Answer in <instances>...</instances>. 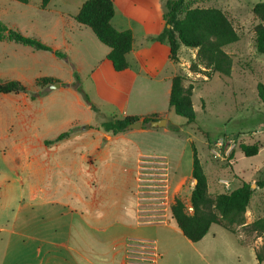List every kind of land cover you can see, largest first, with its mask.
Returning <instances> with one entry per match:
<instances>
[{
	"label": "rangeland",
	"instance_id": "374dc122",
	"mask_svg": "<svg viewBox=\"0 0 264 264\" xmlns=\"http://www.w3.org/2000/svg\"><path fill=\"white\" fill-rule=\"evenodd\" d=\"M142 1L152 6L150 21H154L153 30L162 27L159 14L167 11L166 3L169 0ZM260 1L264 0H186L191 7L220 8L231 19L239 35L238 41L224 47L233 58L232 73L226 76L220 73L214 74L211 70L210 72L192 71L190 65L194 61L195 48L181 45L180 61H176V68L177 73L187 75L186 84L189 82L194 84L192 99L196 121L188 123L185 117L170 110L169 95L164 97L162 92L163 83L148 81L149 87L145 89L140 86L141 88L133 92L135 94L131 97L130 107L151 109L157 106L164 109L169 118V131L164 132L160 129L158 135L154 137L131 135L139 128H130L128 139L111 141V145L116 146L114 151L117 149L120 151L121 148V152H113L110 160L101 158L99 153L102 147L109 143L110 133L105 132V136L99 138L97 130L94 129H99L100 122L102 124L113 116L122 118L121 108H114L109 103L96 106L93 102L96 109H92L84 94L78 90L77 95H74L56 89L50 91L49 96L42 98H39L33 90L35 96H33L32 110L27 111V114L30 112L33 115L32 120L7 129L5 125L9 120L14 119L18 122L17 114L11 103L0 99V227L2 228L0 264H14L16 261L36 262L46 255V258L51 259L50 264H67L64 259L73 261V257L76 256L75 251L78 250H67L56 246V243L67 238L70 225L74 238L70 240L69 245L75 249L82 247V244L79 245L77 242L78 236L74 231L76 228L86 240L100 244V248L90 250L91 255L97 259L100 258L99 255L111 253L113 247L125 248L128 243L146 242L148 245H156L161 257L160 264H167V255H161L166 244L165 237H170L172 243H177L183 258L191 255L202 264L207 262L203 257L209 264H257L254 247L257 250L262 245V237L256 232L247 233L243 228H237L242 241L250 245L245 246L238 242L235 234L220 225L213 224L209 236L216 233V244L213 251L207 253V250L199 247L200 243L192 247L188 246L183 239L186 236L183 237L181 233L176 235L167 225H138L137 222L127 221V224L122 225L117 222L123 219V216L114 214L90 222L83 219L81 208L69 204L63 206L66 214L58 215L57 208L61 207L39 204L41 193L37 190L46 187L48 173L45 172V167L51 164L55 168L54 173H58L54 175L55 177L66 178L65 191L72 188L71 183L75 182L78 183L75 186L84 192L89 188L87 181L93 178L98 191L108 186L111 197L116 195V190L119 193L127 185L130 186L131 193L138 197L142 182L140 180L142 169L139 164L143 156L136 163L130 162L134 161L139 146L148 151L165 153L172 159V165H168L169 182H166L169 190L168 203H174L175 198L179 197L184 201L187 210L192 212L189 206L190 194L195 185L192 177L193 147H195L208 176L210 192L216 195L235 189L240 182L234 171L239 172L254 190L246 212V221L251 222L263 217L264 186L261 187L258 183L264 180V104L258 96L257 84L264 83V53H259L255 47L254 27L259 21L252 12V6ZM12 2L22 4L17 0ZM24 8L26 7L20 8L22 13L30 14L33 18L38 17L42 22L47 23L51 30L58 26L55 24L58 11L68 9L71 15L77 14L76 0H68V2L51 0L46 11L33 7L25 10ZM16 9L18 10V5L7 15L18 19ZM138 31L139 29L136 28V32ZM34 37L44 42L40 37ZM201 67L205 68L203 65ZM205 76H208L209 80L204 79ZM78 83L82 88V78ZM109 109L112 111L108 112ZM145 127L149 128L150 122L146 123ZM66 131L69 133L67 136L60 140L56 139ZM221 137H224V141L221 145H217ZM241 143H257L262 148L257 155L244 156L237 159L234 164L236 152L241 151L239 147ZM213 148L219 153L211 152ZM122 158L127 163L124 164L125 168L121 167ZM59 172L62 174L60 175ZM220 179L228 182L229 185L221 183ZM33 192H37L40 197L32 198ZM108 199L109 203L113 202L111 198ZM34 235L48 240L49 243L41 242L40 244H44L41 249L39 243L30 238ZM46 247L56 250L55 254L58 257L51 256L52 250L46 254ZM86 250L89 251V248ZM134 254L131 260L145 261V253L142 251ZM195 263L197 262H186V264Z\"/></svg>",
	"mask_w": 264,
	"mask_h": 264
},
{
	"label": "crops",
	"instance_id": "0c3cea01",
	"mask_svg": "<svg viewBox=\"0 0 264 264\" xmlns=\"http://www.w3.org/2000/svg\"><path fill=\"white\" fill-rule=\"evenodd\" d=\"M65 1L68 2V0ZM84 1L85 0H76L77 13ZM114 4L115 14L111 21L112 25L118 30L131 29L134 34L132 50L127 54L128 68L124 71H116L114 69L111 61L107 58L110 48L98 40L91 28L79 24L74 18V15L69 13L68 9L58 11L55 19V24H58V26L51 30L47 23L42 22L38 17L33 18L30 14L26 15L25 12L22 13L20 9L21 7H33L42 11L48 10L47 6H41V0H29L28 3L22 4H13L12 0H0V20L9 28L17 29L22 34L28 36H38L44 42L49 44L53 50H59L66 54V57H60L51 50L35 49L30 45L16 43L9 39L0 40V79L3 81L16 80L21 82L27 88V91L20 93H0V99L7 100L11 103L17 114L16 119H18V122L14 119L9 120L5 125L6 128L8 127L7 129L16 127L18 123L25 124L27 121L32 120L33 115L30 112L27 114V111L32 110L34 101V97L32 96L34 94L32 92L33 90L39 98L49 96L50 91L56 89L60 91H68L77 95L78 91L73 85L75 82L74 74L77 72L83 81L82 88L86 91L96 106L109 103L114 108H121L122 118L126 116H140V120L142 121L144 116L156 113L164 116L163 118H166L167 120V127H152L150 125L149 128H139L135 134L131 135H149L156 137L160 129L164 132L169 131V118L164 109L157 108V106L152 107L151 109L149 107H130L131 97L135 94H133V92L140 86L145 89L149 87L148 81L163 83L162 92L164 97L165 95H169L170 98L172 78L176 74H179L177 73L176 61H180V59H171L170 46L167 40L161 41L157 39L163 30L168 27L163 17L167 11L160 12L159 14L163 23L162 27L153 30L152 25L154 21H150V16L152 14V6L150 4H146L142 0H114ZM16 5H18V10L16 9L18 12V19H13V17L8 16L7 14ZM26 8H24V10ZM119 11L121 14H119ZM136 28L139 29L138 32H136ZM252 35H254V33ZM196 54L197 48H195L194 60L196 59ZM202 69L209 70L207 68ZM216 73L218 72H214V74ZM41 77H52L58 81H53L44 87H38L36 85V80ZM204 79L209 80V77L205 76ZM64 83H67V85ZM40 92H42V94ZM111 111L112 109L108 110V112ZM101 113L105 114L103 111H101ZM100 124L98 125L99 129L94 130H97V137L102 138L105 136L106 131L100 127ZM128 133H131L130 128H127L126 131L116 135L110 134L112 140L110 139L109 143L102 147L99 152L101 155L100 157L110 160L113 152L120 153L121 148L120 151L118 149L114 151L116 146H112L111 141L113 142L115 139L118 140L120 138L124 140L128 139ZM136 152L134 161L130 162L131 164L139 161L142 156H161L165 158L169 166L172 165V159L165 153L148 151L139 146L137 147ZM244 156L245 155L242 151H237L233 163L235 164L237 159ZM121 163L123 164L121 167L125 168L124 164L126 161H124L123 158L121 159ZM54 170L55 168L51 164L50 166L45 167V172L48 173V176L50 175V177H46V187H41L37 190V192L41 193V197L37 192H33V194L31 193V196L32 198H35L36 196L40 197L39 204L41 205H55L56 208L57 206L61 207L60 209L57 208L56 214L65 215L66 213L63 210V206L69 204L81 208L83 210V219L89 220L90 222L106 218L109 214L117 216L122 215L123 219L117 222L122 225L127 224L126 221L128 223L137 222L136 224L138 225L163 224L170 226L176 235H178V233L184 235L176 223L169 217V212L167 213L166 218H153L159 217L161 213L159 209L154 206V202L141 201L139 196L136 197L131 193L130 186L127 185L126 188L119 191V193L116 190V195L114 194L111 197L112 194H109L108 186L98 191L96 188V182H93L94 179L92 178L87 181L89 188L85 189L84 192H82L79 187L75 186L78 184L75 182L71 183L73 186L72 188H68L67 191H65L64 180H66V178L55 177L54 175H58V173H54ZM234 173L235 175H238L237 179L239 180L240 185L242 181H246L239 172L234 171ZM42 181L44 182V180ZM220 181L222 183L224 180L220 179ZM108 198H111L113 202L109 203ZM140 217H146L148 219H138ZM70 228H72V225L69 227V235L67 238L56 243V246L67 250H78L75 251L76 256L73 257V261L64 259L65 263L138 264L128 258L129 254L127 253V247H113L111 253L99 255L100 258L97 259L91 255L90 250L93 248H100V244H97L92 240H86L85 237L80 235V231L76 228L74 231L78 236L77 242L79 245L82 244V247L81 249L73 248L69 245L70 240L74 238L73 230H70ZM1 229L2 228L0 227V230ZM211 231L210 227L208 233L198 242H192L185 236H183L185 237L183 239H185V243L190 247L200 243L199 247L207 250V253L212 252L216 244V233L209 236ZM235 235L241 245H248L239 241L241 235ZM30 238L39 243L38 245L41 249L44 247V244H40L41 242L49 243L48 240H43L37 235L30 236ZM172 241L173 240H171L170 237H165L166 244L164 245V253L162 252L161 256L165 254L167 255V264H186L187 261H195L197 262L195 264H202L196 257L191 255L183 258V254H181V250L177 243H172ZM86 248H89V251L86 250ZM50 250H52L51 256L58 257L55 254L56 250L50 247H46L45 253L48 254ZM255 251L256 249L254 247V252ZM39 253H41V251ZM46 256L36 262L23 261L22 263H18L16 261L14 264H50L51 259L46 258ZM160 259L161 257L159 254V259L156 264H160ZM203 259L207 261L206 264H209L206 258L203 257ZM217 262H219V260Z\"/></svg>",
	"mask_w": 264,
	"mask_h": 264
},
{
	"label": "trees",
	"instance_id": "16d2710c",
	"mask_svg": "<svg viewBox=\"0 0 264 264\" xmlns=\"http://www.w3.org/2000/svg\"><path fill=\"white\" fill-rule=\"evenodd\" d=\"M28 3L29 0H17ZM51 0H41V6L45 7ZM167 12L163 15L166 27L157 37L158 40H167L170 46V57L179 59L181 45L197 48L196 60L190 69L194 72H218L229 76L233 69V58L225 51L224 47L239 40L238 32L228 15L216 7H191L186 0H169ZM252 12L259 19L254 27L255 47L259 53H264V1L253 5ZM115 14L114 0H85L79 12L74 16L76 21L92 29L98 40L110 48L107 58L111 61L116 71H124L128 68L127 54L132 50L134 34L131 29L118 30L112 25ZM9 39L16 43L30 45L37 49L54 51L57 56L66 57L59 50H53L51 46L40 41L34 36H26L16 29L9 28L0 20V40ZM201 65L209 70H203ZM76 90L82 92L92 109H96L88 94L78 83L79 75L75 72ZM53 81L52 77H41L36 80L38 87H44ZM185 74L179 73L172 78L169 98V107L177 115L183 116L188 123L196 121V112L193 106L194 84L189 82ZM67 85V83H64ZM27 88L19 81H3L0 79V93H20ZM257 93L264 104V83L257 84ZM32 96H35L33 94ZM162 115L150 114L142 118V128L153 119H159ZM140 116H126L118 118L113 116L102 122L101 128L116 135L127 130L128 125L139 120ZM69 133L63 132L56 139L60 140ZM48 143V142H47ZM240 150L247 157L258 154L259 144L239 145ZM192 177L197 179L191 194L190 204L193 208L189 212L184 201L176 197L170 205L169 217L180 228L184 236L192 242L200 241L210 230L213 224L220 225L228 231L239 235L237 228H243L247 233L256 232L262 237V245L255 251L257 264H264V216L246 221V212L254 190L251 184L242 181L241 185L229 192H221L213 195L209 189L208 177L204 171L197 150L193 147ZM264 186V180L258 183ZM239 241H242L241 236Z\"/></svg>",
	"mask_w": 264,
	"mask_h": 264
},
{
	"label": "built area",
	"instance_id": "2783aa9c",
	"mask_svg": "<svg viewBox=\"0 0 264 264\" xmlns=\"http://www.w3.org/2000/svg\"><path fill=\"white\" fill-rule=\"evenodd\" d=\"M224 141V137L218 139L217 145H221ZM212 152L217 154L219 153L217 149H212ZM168 162L164 157L161 156H143L140 160V180L141 189L140 194H138L139 199L143 202H154L160 213V216L166 217L167 213L170 210V203H168V185L166 182H169L168 174ZM149 176H152L149 178ZM226 185H229L228 182L223 181ZM167 185V186H166ZM163 205L164 207H162ZM189 209L193 210L192 206H189ZM191 210V211H192ZM127 253L129 254L128 258L132 259L135 252L145 253V261L137 262L138 264H156L159 259V253L157 251L156 245H148L146 242L139 244H126ZM141 249V250H140ZM133 253V254H132Z\"/></svg>",
	"mask_w": 264,
	"mask_h": 264
},
{
	"label": "water",
	"instance_id": "95a60500",
	"mask_svg": "<svg viewBox=\"0 0 264 264\" xmlns=\"http://www.w3.org/2000/svg\"><path fill=\"white\" fill-rule=\"evenodd\" d=\"M168 27H170V25L168 24ZM150 125L152 127H164L167 125V120L166 118H159V119H153L150 121ZM128 128H142V121L139 119L133 123H130L128 125ZM195 184L197 182V179H195Z\"/></svg>",
	"mask_w": 264,
	"mask_h": 264
}]
</instances>
